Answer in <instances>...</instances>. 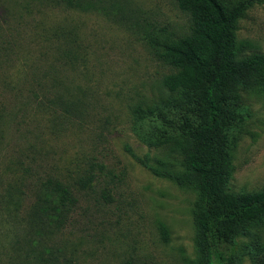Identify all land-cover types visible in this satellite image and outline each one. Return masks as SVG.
<instances>
[{"label": "rangeland", "instance_id": "obj_1", "mask_svg": "<svg viewBox=\"0 0 264 264\" xmlns=\"http://www.w3.org/2000/svg\"><path fill=\"white\" fill-rule=\"evenodd\" d=\"M110 2L116 7L105 14L45 11L38 0H0V264H34L22 252L30 173L73 182L93 163L115 177L110 182L98 176L91 189L77 193L66 228L47 243L45 257L54 253L55 264H186L197 256L195 192L154 175L130 154L155 168L161 169L159 161L179 168L176 154L136 136L132 112L170 96L161 85L170 71L152 56L144 35L163 28L184 35L189 16L174 0ZM58 25L73 31V51L85 61L74 68L54 66L61 86L52 89L45 74L56 47L45 42L43 28ZM235 37L250 42L245 54L264 52V0H254L238 19ZM54 91L75 103L72 114L55 106ZM237 104L229 107L234 120L227 137L228 188L240 193L264 187V94L241 90ZM161 224L168 229L167 242ZM234 249L237 264H261L264 224L238 236Z\"/></svg>", "mask_w": 264, "mask_h": 264}, {"label": "trees", "instance_id": "obj_2", "mask_svg": "<svg viewBox=\"0 0 264 264\" xmlns=\"http://www.w3.org/2000/svg\"><path fill=\"white\" fill-rule=\"evenodd\" d=\"M38 1L45 11L62 7L84 13L102 10L108 14L116 7L110 0ZM174 1L189 16L184 35L176 36L163 28L143 38L152 56L170 71L161 80L170 96L159 105H139L132 113L136 136L150 147L176 154L179 168H173L176 163L170 161H159L161 169L155 168L130 154L154 175L195 192L191 213L197 256L186 264H237L236 238L264 224V187L240 193L228 188L232 172L227 137L234 120L229 107L238 105L241 90L264 94V52L245 54L250 42L235 37L238 19L254 0ZM72 32L63 25L43 28L45 42L56 47L54 62L45 74L52 89L61 86L52 74L54 66L59 63L74 68L85 61L83 55L73 51L77 38ZM35 80L33 77L32 86H36ZM54 93L55 106L60 105L64 113L72 114L75 103ZM42 107L39 102L37 109ZM62 118L67 120L68 116ZM30 176L34 180L24 217L23 257L34 264H55L54 253L44 256L49 248L47 243L66 228L78 203L77 193L91 189L98 176H108L110 182L115 176L104 165L95 163L73 182L53 174ZM102 197L110 200L109 190H103ZM160 233L167 242L169 233L163 224ZM261 262L264 264V255Z\"/></svg>", "mask_w": 264, "mask_h": 264}]
</instances>
